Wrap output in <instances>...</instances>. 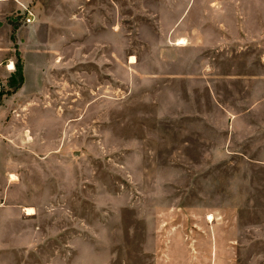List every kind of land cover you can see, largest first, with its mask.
<instances>
[{"label": "rangeland", "instance_id": "obj_1", "mask_svg": "<svg viewBox=\"0 0 264 264\" xmlns=\"http://www.w3.org/2000/svg\"><path fill=\"white\" fill-rule=\"evenodd\" d=\"M0 264H264V0H0Z\"/></svg>", "mask_w": 264, "mask_h": 264}, {"label": "bare ground", "instance_id": "obj_2", "mask_svg": "<svg viewBox=\"0 0 264 264\" xmlns=\"http://www.w3.org/2000/svg\"><path fill=\"white\" fill-rule=\"evenodd\" d=\"M181 43H184V41H181ZM132 61H135V57H134V56H132ZM9 68H10V69L13 68V63L9 66ZM25 210H26V214H27V215H32V214H34V211L32 210V208H26ZM210 219H212V216L210 217Z\"/></svg>", "mask_w": 264, "mask_h": 264}, {"label": "trees", "instance_id": "obj_3", "mask_svg": "<svg viewBox=\"0 0 264 264\" xmlns=\"http://www.w3.org/2000/svg\"><path fill=\"white\" fill-rule=\"evenodd\" d=\"M18 68H19V71H21V73H20V79H21V82H20V84L23 82V74H22V66H17V70H18Z\"/></svg>", "mask_w": 264, "mask_h": 264}, {"label": "crops", "instance_id": "obj_4", "mask_svg": "<svg viewBox=\"0 0 264 264\" xmlns=\"http://www.w3.org/2000/svg\"><path fill=\"white\" fill-rule=\"evenodd\" d=\"M206 19H207V18H206ZM206 19H205V18H202V20L205 21V23H206V21H207ZM176 22H177V23H176L175 27H179V25H177L178 22H179V20L177 19ZM185 25H186V24H185ZM180 27H181V24H180ZM180 27L178 28V30L180 29ZM180 36H184V35H180ZM185 37H186V36H185ZM185 46H186V45H185Z\"/></svg>", "mask_w": 264, "mask_h": 264}, {"label": "built area", "instance_id": "obj_5", "mask_svg": "<svg viewBox=\"0 0 264 264\" xmlns=\"http://www.w3.org/2000/svg\"><path fill=\"white\" fill-rule=\"evenodd\" d=\"M32 21V17L31 16H27V22Z\"/></svg>", "mask_w": 264, "mask_h": 264}]
</instances>
